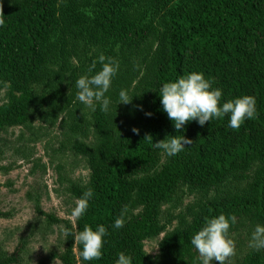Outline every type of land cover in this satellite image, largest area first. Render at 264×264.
Segmentation results:
<instances>
[{
    "label": "trees",
    "instance_id": "16d2710c",
    "mask_svg": "<svg viewBox=\"0 0 264 264\" xmlns=\"http://www.w3.org/2000/svg\"><path fill=\"white\" fill-rule=\"evenodd\" d=\"M83 1L77 3L84 17L83 44L65 52L63 67L73 55L88 69L101 53L115 57L131 47L145 49L141 43L153 32L156 18L164 33L155 55L150 52L145 60L132 92L141 123L129 124L114 111L101 112L97 107L90 111L93 141L76 139L68 148L84 159L89 171L86 184H71L72 196L77 200L91 188L94 197L75 227L66 223V230L75 233L85 224L92 228L104 224L108 231L102 258L83 262L78 255L80 262L114 264L116 254L124 251L132 264H152L142 242L163 230L157 222L161 202L180 185L216 186L226 177H244L250 170L251 180L241 190L209 199L188 225L166 232L159 256L173 264H189L194 249L190 238L207 218L221 213L264 224V0H133L132 13L125 0H90L87 7ZM55 6L52 0H28L17 11L0 16L4 21L0 25V130L26 125L46 110L62 113L77 92L72 85L68 98L61 101L63 83L73 73L48 69L50 65L41 62L42 54L48 53L44 37L56 23ZM100 40L101 45L93 49ZM99 68L97 63L94 71ZM193 71L202 72L212 87H219L222 100L254 96L255 117L236 130L227 126V115L204 126L195 120L186 122L176 130L160 106L158 90L162 83ZM44 75L56 82H49L47 89L34 86ZM119 75L124 72L117 73L111 84ZM134 127L138 132L132 131ZM166 135H184L192 144L145 174L161 151L153 142ZM125 206L124 226L113 229L112 222ZM74 245L68 235L59 255L63 264H76ZM17 257L18 248L0 258V264H13ZM241 264H264V249H251Z\"/></svg>",
    "mask_w": 264,
    "mask_h": 264
},
{
    "label": "rangeland",
    "instance_id": "374dc122",
    "mask_svg": "<svg viewBox=\"0 0 264 264\" xmlns=\"http://www.w3.org/2000/svg\"><path fill=\"white\" fill-rule=\"evenodd\" d=\"M27 1L0 0V16L17 11ZM52 1L56 3V23L44 37L48 53L42 54L41 62L50 65L48 69L61 68L67 75L73 73L71 79L65 85L63 83L64 94L60 96V100L64 102L69 96L71 86H75L74 80L88 70V65H81L75 55L68 58L69 63L66 66H62L67 59L65 52L71 53L83 44L80 36L85 34L84 17L80 15L77 7L81 0ZM83 2L86 7L90 6V0ZM125 2L128 7L132 6V13L133 0ZM153 24V32L141 43L145 49L134 50L131 47L128 51L121 50L116 53L114 58L119 62L117 73L124 72V75H119L116 84H111L105 94L110 99L109 110L122 116L129 124L141 123V118L136 117L138 111L134 108V97L127 104L117 103L118 93L124 89L131 98L136 82L143 72L145 60L150 59V52L151 57L155 55V49L162 42V22L156 18ZM101 41L92 48L100 46ZM79 49L82 52V48ZM101 49L102 46L96 53L99 54ZM82 58L84 59L83 55ZM45 76L36 80L34 86L47 89L49 82H56L53 77L45 79ZM75 96L62 113L55 115L52 109V114L46 110L26 125L0 130V258L12 254L18 248L17 261L13 264H63L59 255L66 248L65 224L75 227L76 220L70 216L76 201L70 186L73 183L86 184L89 179L84 159L68 148L76 139L93 141L91 109L80 104ZM167 159L168 155L161 150L156 163L144 173L155 171ZM252 172L250 170L244 173V177H226L216 186L177 187L159 205L157 222L162 226V232L142 242L143 250L151 263L173 264L159 256V243L164 234L188 225L209 199L233 190H241L251 180ZM236 221L229 230L230 238L235 243V255L226 264L242 263L244 256L251 250L250 233L256 224H260L244 215L236 217ZM74 255L76 264H82L76 244ZM191 255L189 264H199L195 249ZM212 264L219 262L212 261Z\"/></svg>",
    "mask_w": 264,
    "mask_h": 264
},
{
    "label": "clouds",
    "instance_id": "9594fccd",
    "mask_svg": "<svg viewBox=\"0 0 264 264\" xmlns=\"http://www.w3.org/2000/svg\"><path fill=\"white\" fill-rule=\"evenodd\" d=\"M0 19V25H3ZM100 64L99 70L96 69ZM119 69V62L114 57L100 54L89 65L87 73L74 80L77 89L75 99L82 105L95 111L97 107L101 112H108L110 99L105 95L111 86L112 79ZM158 95L160 106L172 121L176 130H181L186 122L196 121L200 126L206 122L223 118L227 115V126L236 130L247 119H252L257 114L256 99L251 95H243L229 100H222V90L212 87V81L207 79L202 72H190L174 80H168L159 87ZM126 90L118 93L117 103H129L132 99ZM150 115V113H146ZM132 131L138 132L135 127ZM151 136H145L148 138ZM153 141V140H152ZM192 144V140L184 135H166L164 139L153 142L155 149L162 150L168 156H175ZM94 197L91 188L86 189L75 201L70 212L74 219L82 217L89 208V201ZM126 206L111 224L113 229L124 226ZM236 216L219 214L207 218L202 227L190 238L191 246L198 253L199 264H226V261L235 255V243L230 238V227L235 225ZM108 231L104 224L95 228L84 225L78 232L65 230V235H72L74 243L79 246V258L83 262L97 261L103 256L104 238ZM249 247L254 251L264 249V225L256 224L250 233ZM150 252V251H149ZM148 252V253H149ZM114 264H132V257L124 251L116 254Z\"/></svg>",
    "mask_w": 264,
    "mask_h": 264
}]
</instances>
